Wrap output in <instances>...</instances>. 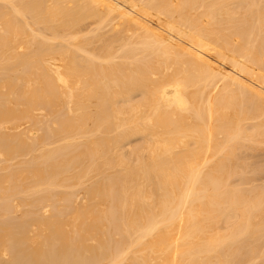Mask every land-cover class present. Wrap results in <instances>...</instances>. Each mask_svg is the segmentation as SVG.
<instances>
[{
  "label": "bare ground",
  "instance_id": "6f19581e",
  "mask_svg": "<svg viewBox=\"0 0 264 264\" xmlns=\"http://www.w3.org/2000/svg\"><path fill=\"white\" fill-rule=\"evenodd\" d=\"M263 2L0 0V264L255 248L261 197L229 180L264 141Z\"/></svg>",
  "mask_w": 264,
  "mask_h": 264
},
{
  "label": "rangeland",
  "instance_id": "374dc122",
  "mask_svg": "<svg viewBox=\"0 0 264 264\" xmlns=\"http://www.w3.org/2000/svg\"><path fill=\"white\" fill-rule=\"evenodd\" d=\"M263 4H264V2L262 3V5H263ZM254 6H255V8L257 7V5L254 4V5H251V6H247L246 8H247V10L250 9V8L253 9ZM210 7H211V6H208V8H210ZM258 7L261 8L262 6H260V5L258 4ZM211 8H212V7H211ZM246 8L244 7L243 9L245 10ZM239 9L243 10V9H242V6H241V8L239 7ZM263 12H264V11H263ZM263 14H264V13H262V15H261L262 17H263ZM262 17L260 18V20L264 19V18H262ZM263 22H264V20H263ZM263 22H262V23H263ZM133 96L135 97V99L139 97L138 95H136V96L133 95ZM137 96H138V97H137ZM245 109L247 110V113H248L247 116H246V118H245V121L248 122V123H251V122H257V121H256V120H258L257 117L259 118L260 116H257V115H254V116H253V115H252L253 117L251 118V116H248V115L250 114V109H251V108L249 107V110H248V108H245ZM260 112H261V111H260ZM263 112H264V111H263ZM263 114H264V113H263ZM261 115H262V112H261ZM256 116H257V117H256ZM247 117H249V118H247ZM248 119H250V120H248ZM253 119H254V120H253ZM255 119H256V120H255ZM245 121H244V122H245ZM249 121H250V122H249ZM245 124L248 125V126L250 125V124H247V123H245ZM251 124H253V123H251ZM134 138H135V143H137L138 141H140V140H139L140 138H139L138 140H136V139H137L136 136H134ZM134 138L132 137L133 141H134ZM132 139H131V140H132ZM131 140H130V141H131ZM261 140H264V139H261ZM136 141H137V142H136ZM131 143H134V142L131 141ZM261 143H262V145L260 144V142H258V144H257V148L255 147L256 145H255V146L253 145V148L250 147V146H248V148H247V146H244L245 148H244L243 146H241V148H240V149H237V150H238V151L242 150V151H241L242 156H241V154H240L237 150H236V153H239V154H232L233 156L236 155V157H233V156H232L233 158H235L234 160H238V161L240 162V163H239V162H238V163L235 162L236 164H238V165H240L241 163L243 164L242 166H244V167H240V168H243V169H244V168H246L247 166H249V168H250V167H254V168H252V171H251V169L247 170L248 167L246 168V170H245V169L243 170V169H239V167L236 168V166H230L231 169H233V167H235V168H236V171H237V169L239 170V171H237L238 173L236 172V174H237L236 176L233 177V175H232L233 179H234L235 177H238V176H239V179H241V180H239V179L236 178L234 181H237V180H238V181L235 183V182L233 181V179L231 180L232 177L230 176V177H231V178H230L231 181L229 180V182H231L232 184L234 183L236 186L239 185V187H237V188H241V187L243 188V187L245 186L244 189L247 188V190H245V192H244V189H242V188H241L242 190H241V189L238 190V189L236 188L238 191H240V192L242 193L243 196H244V194H246V195H247V194H251V192L254 191V192H252V193H256L257 195H259V196L261 197V201H262V202H261V204L259 205V211H260L261 214H263V215L260 214L261 216H260V219H259V220H263V221H264V219L261 218V217L264 218V202H263V201H264V200H263L264 197H263V195H262V194H264V193H262V191L264 190V141H261ZM259 144H260V145H259ZM258 145H259V146H258ZM251 146H252V145H251ZM261 146H262V147H261ZM242 147H243V148H242ZM244 149H245V151H244ZM246 149H247V150H246ZM256 149H257V150H256ZM234 151H235V150H234ZM243 151H244V152H243ZM246 151H247V152H246ZM256 151H257V152H256ZM258 151H259V152H258ZM254 152H255L256 154H255ZM261 152H262V153H261ZM248 153H249V154H248ZM251 155H252V156H251ZM238 156H239V159H241V160H243V161H241V160H239V159H236V158H238ZM241 157H243V158H241ZM244 157H245V158L247 157V158L245 159ZM230 158H231V157H230ZM260 159H261V160H260ZM259 160H260V162H259ZM262 160H263V161H262ZM245 161H246L248 164H247ZM236 164H235V165H236ZM254 164H255V166H254ZM233 165H234V164H233ZM245 165H247V166L245 167ZM240 166H241V165H240ZM257 167H258V169H256ZM259 167H260V168H259ZM226 168H227L228 170H230L229 167H226ZM260 169H261V170H260ZM240 170H241L242 172H240ZM244 171H246V172H244ZM239 172L241 173V175L239 174ZM92 174H93V172L90 173V175H92ZM238 174H239V175H238ZM249 174H251V175H249ZM234 175H235V174H234ZM245 176H246V177H245ZM251 176H252V177H251ZM254 176L257 177V178L255 179ZM240 177H242V178H240ZM243 177H245V178L243 179ZM246 178H247V180H246ZM248 178H249V179H248ZM250 178H251V179H250ZM252 178H253V180H252ZM84 180H85V179H84ZM242 180H243V181H242ZM245 180H246V181H245ZM261 181H262V182H261ZM238 182H239V183H238ZM244 182H245V183H244ZM248 182H249V183H248ZM256 182H257V183H256ZM255 183H256V184H259V185L256 186ZM262 184H263V185H262ZM235 185H233V186H235ZM236 186H235V187H236ZM250 187H251L253 190H251ZM260 188H261V189H260ZM259 189H260V190H259ZM78 190H79V189H78ZM81 190H83V189H80V191H78V193L81 192ZM249 190H251L250 193H249ZM78 193H77V194H78ZM81 194H82V192L79 193L78 196L80 197ZM82 195H83V194H82ZM82 195H81V196H82ZM247 196H248V195H247ZM82 197H83V196H82ZM78 200H81V197H80V199H78ZM257 222H258L257 224H258L260 227H263V226H261V225H263V224L261 223V221H257ZM255 223H256V222H255ZM260 223H261V224H260ZM257 224H255V225H257ZM255 225H254V226H255ZM258 225H257V226H258ZM260 227H258V228L260 229ZM256 228H257V227H256ZM221 229H222V228H221ZM262 229H263V228H262ZM262 231H263V230H262ZM262 231H261V229H260V232H262ZM257 232H258V231H257ZM257 232H255V234H257ZM260 232H259L258 234H261ZM263 233H264V232H263ZM263 233L261 234L262 236H263ZM258 234H257V235H258ZM253 235H254V234H253ZM257 235H256V237H257ZM261 235H260V236H261ZM254 236H255V235H254ZM258 236H259V235H258ZM256 237H255V239H256ZM238 238H239V237H238ZM238 238H237V239H238ZM241 238H242V236L240 237V239H241ZM257 238H258V237H257ZM261 238H262V237H261ZM263 238H264V237H263ZM263 238H262V239H263ZM240 239H239V240H240ZM262 239L260 240V239L258 238L257 241H255V242L260 241V243H262V244H260L259 242L256 243V246H257V247L260 246V247H258V249H256V246H255V244H254L255 248L253 247V249H254V250L256 249L257 252H256V251L254 252V250L252 249V247L249 246V248L251 247V249L253 250V253H254L255 255H254V254H250L252 250L248 248L249 243L252 244V242H245V243H247V248L249 249V250H248L249 253L245 251L247 248H246V249L244 248V249H240V250H244L243 252H240V250L238 251L239 253H242V255H240L239 253H237V254H239V255L242 256L243 258L246 257L245 259L248 258L247 260L249 261V263H251L252 261H253V262L255 261L254 263H253V262H252V263H253V264H256V263L261 262V264H264V263H263V262H264V252H263V251H264V241L262 242ZM255 242H254V243H255ZM258 244H259V245H258ZM245 245H246V244H245ZM252 246H253V244H252ZM241 247H243V245H242ZM241 247H240V248H241ZM260 248H261V249H260ZM262 249H263V250H262ZM259 252H260V253H259ZM261 252H262V253H261ZM245 253H248V254H245ZM239 255H237V259L240 258V257H238ZM248 255H252V256H250L251 258H250ZM253 255H254V256H253ZM262 255H263V256H262ZM244 256H245V257H244ZM242 257H241L240 259L243 260L244 262L241 261V260H239V262H240V263L242 262V263H244V264H247L248 262L246 263V260L243 259ZM251 260H252V261H251ZM261 260H262V261H261ZM250 261H251V262H250ZM237 262H238V261H236V263H237ZM239 262H238V263H239ZM236 263L234 262L233 264H236ZM238 263H237V264H238ZM240 263H239V264H240ZM249 263H248V264H249ZM259 264H260V263H259Z\"/></svg>",
  "mask_w": 264,
  "mask_h": 264
}]
</instances>
